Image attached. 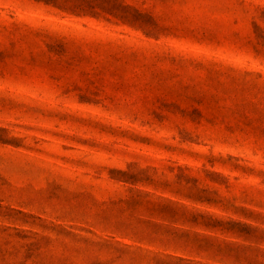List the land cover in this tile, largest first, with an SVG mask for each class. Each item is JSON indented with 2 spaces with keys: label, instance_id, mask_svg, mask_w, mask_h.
I'll list each match as a JSON object with an SVG mask.
<instances>
[{
  "label": "rangeland",
  "instance_id": "374dc122",
  "mask_svg": "<svg viewBox=\"0 0 264 264\" xmlns=\"http://www.w3.org/2000/svg\"><path fill=\"white\" fill-rule=\"evenodd\" d=\"M0 264H264V0H0Z\"/></svg>",
  "mask_w": 264,
  "mask_h": 264
}]
</instances>
